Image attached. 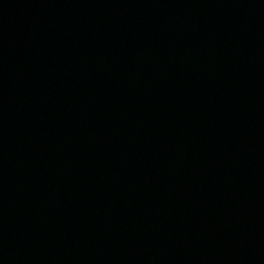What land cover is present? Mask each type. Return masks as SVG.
<instances>
[{"label": "water", "instance_id": "95a60500", "mask_svg": "<svg viewBox=\"0 0 264 264\" xmlns=\"http://www.w3.org/2000/svg\"><path fill=\"white\" fill-rule=\"evenodd\" d=\"M0 264H264V0H0Z\"/></svg>", "mask_w": 264, "mask_h": 264}]
</instances>
